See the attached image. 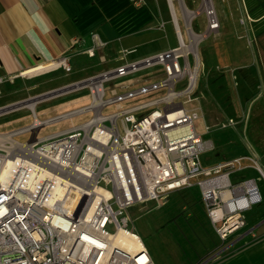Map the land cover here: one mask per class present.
I'll return each mask as SVG.
<instances>
[{"label": "built area", "instance_id": "2783aa9c", "mask_svg": "<svg viewBox=\"0 0 264 264\" xmlns=\"http://www.w3.org/2000/svg\"><path fill=\"white\" fill-rule=\"evenodd\" d=\"M208 1L203 5L205 29L197 33L200 39L219 27L212 0ZM177 39V45L163 52L125 61L34 98L86 87L90 102L85 106L41 119L33 111L35 101L29 107L30 124L0 132V264H153L142 240L130 229L127 210L192 186H198L219 239L226 240L244 226L245 211L260 202L261 195L253 177L239 174L253 169L264 179L260 156L250 151L213 164L201 162L200 155L211 142L197 129L198 108L184 105L192 100L190 72L198 69L199 59L189 32L186 40L181 33ZM104 44L93 33L85 52L92 57ZM133 50L123 49L122 54ZM154 64L163 66L164 79L121 93L111 88L105 97L107 80ZM47 67L70 70L64 55ZM184 76L185 86L175 90ZM14 77L0 76V84ZM160 86H167L161 97L121 106L122 100ZM182 95L186 98L178 100ZM160 102L162 108L135 114ZM109 105L114 110L103 113ZM84 112L91 115L79 124L37 135L43 125ZM231 123L227 119L226 124ZM26 132L30 133L26 140L14 138Z\"/></svg>", "mask_w": 264, "mask_h": 264}, {"label": "rangeland", "instance_id": "374dc122", "mask_svg": "<svg viewBox=\"0 0 264 264\" xmlns=\"http://www.w3.org/2000/svg\"><path fill=\"white\" fill-rule=\"evenodd\" d=\"M202 2V0H171L172 10L179 26L178 30L185 40L188 38L187 28L196 33L203 32L205 29L206 15ZM128 3L131 4L129 1ZM212 3L217 18L221 19L224 10L223 3L221 0H212ZM145 5L144 8L134 7L136 21H142L143 24H138L133 31L134 34L145 33L142 35L145 36L148 33L150 36L146 39L138 37L132 42V44L136 43L132 53H124V55L119 44L114 42V65L163 52L178 44L177 30L174 26L172 11H170L168 1L147 0ZM186 11L193 12V15L189 17ZM213 34L210 32L196 44L199 65L190 93L192 100L184 104L186 107L196 106L198 108L201 116L197 125L199 131H202V124L211 127V130L204 133L203 137L210 138L215 149H208L201 153L200 159L203 164H211L218 158H225L234 153H244L248 149L253 150L248 148V145L246 146L247 150L242 146V144L246 145L242 132L251 104H239L237 97L233 98V90L230 91L222 83V77H220L222 76V70L218 71L215 69L214 62L207 57L210 52L217 50L219 43L220 35L218 37ZM96 57L89 59L86 63L76 59V63L66 75H62L64 71L61 67L41 65L37 68L39 73L35 75L17 76L13 81H5L3 86L7 92L1 100L8 99V94H11V98L7 104L5 103L6 105L0 106V131L12 130L28 124L32 120L33 113L29 106L25 105V102L31 101L30 95L47 89L50 85L55 86L56 83L82 79L112 64L108 60L105 63L99 62ZM189 61L193 62L192 55H190ZM211 70L218 71V74H215L217 84L215 89L211 82L213 73L210 72ZM53 77L54 81L49 84L50 78ZM164 78L163 66L154 64L126 76L107 80L104 83L105 97L110 95V88H114L116 93H121L155 83ZM38 81H40L39 84L34 85ZM186 82L187 77L184 76L175 83L174 89L179 90L185 86ZM166 91L167 86H160L128 97L120 103L122 107L139 104L161 97ZM185 98L186 96L182 95L178 100L182 101ZM32 101L35 102L36 99ZM89 102L90 94L88 89L81 87L62 95L52 94L46 99L35 103L33 111L38 118H46L86 105ZM162 107L163 103L160 102L157 105L142 108L136 111L135 114L139 115L151 109ZM111 110H113V105L107 106L102 112L108 113ZM90 115L91 112L79 113L43 125L37 131V135H44L79 124ZM226 117H231L228 118L232 119L230 125H223L227 122ZM118 126L120 132H122V126L119 122ZM29 135L30 133L27 132L20 133L14 135V138L24 141ZM263 151L257 152L263 153ZM239 175L244 178L253 177L255 179L262 199L259 203H255V205L253 204L247 209L245 214L251 215L256 210L264 214V179L253 169L242 171ZM127 212L132 221L130 229L140 237L155 264H188L190 261L196 260L199 255L205 253L204 245H207V241L212 236L213 226L209 223L210 221L207 222L198 186L173 190L161 196L155 202L147 201L133 204L128 208Z\"/></svg>", "mask_w": 264, "mask_h": 264}, {"label": "crops", "instance_id": "0c3cea01", "mask_svg": "<svg viewBox=\"0 0 264 264\" xmlns=\"http://www.w3.org/2000/svg\"><path fill=\"white\" fill-rule=\"evenodd\" d=\"M221 2L223 15L218 19L217 32L213 34L220 35L219 43L217 50L210 52L207 57L214 62L215 69L222 70V83L230 91L233 90V98L237 97L239 104H251L242 132L246 145L242 146L247 150L248 145L253 150L218 158L213 163L250 151L260 157L264 154V151L258 153L264 150L261 149L264 148V0ZM146 3L147 0L140 3L133 0H0V76L7 78L15 75L16 78L35 75L39 73V66L63 55L68 60L70 70L66 72L62 69V75L71 71L76 59L86 63L96 56L99 62L108 60L112 64L89 75L113 68L123 63L114 65V42L119 44L121 50H129L135 48L136 43L132 42L138 37L146 39L150 36L148 33L145 36H142L145 33L134 34L133 31L138 24H143L142 21H136L134 7L144 8ZM93 33L105 44L90 57L85 51L92 44ZM218 71H210L213 72L211 82L214 89L217 87L215 74ZM54 77L50 78L49 84L54 81ZM5 81L0 84V106L6 105L11 98V94L7 93L9 98L1 100L7 92L3 86ZM71 82L74 81L50 85L30 95V99L35 100L37 95L59 90ZM38 101L41 100L35 103ZM203 125L206 124L201 125L202 135L211 130L210 126L207 131L203 130ZM7 131L10 130L0 132ZM206 139L211 142L210 149H215L212 140ZM245 216L244 226L224 241L212 229L211 239L204 245L205 253L188 264H264V214L256 210Z\"/></svg>", "mask_w": 264, "mask_h": 264}, {"label": "bare ground", "instance_id": "6f19581e", "mask_svg": "<svg viewBox=\"0 0 264 264\" xmlns=\"http://www.w3.org/2000/svg\"><path fill=\"white\" fill-rule=\"evenodd\" d=\"M168 1V3H169V7H170V11H172V4H171V0H167ZM205 1V2H204ZM203 2H202V4L204 5L205 3L206 4H209V2L210 1H208V0H204ZM186 13H187V15L190 17V16H192L193 15V12H191V11H186ZM173 22H174V26L176 27V30H177V34L180 36V31L178 30V28H179V26H178V23H177V20H176V18L175 17H173ZM187 23H188V21H187ZM187 30H188V32H189V37H190V39H191V45H192V49H193V51H195L196 52V44H197V41L200 39V35L199 34H197L196 32H194V31H192V30H190V28H187ZM196 54H197V52H196ZM197 57V60H198V55L196 56ZM47 64H49V63H46V64H44V65H47ZM44 65H42V66H44ZM32 70H33V68H32ZM30 71V70H29ZM190 74H192V81H191V86H193L194 85V80H195V77H196V74H197V68L196 69H194L192 72H190ZM26 104L25 105H27V106H29V107H32L33 106V104H34V101H28V102H25ZM3 138H5L4 136H2ZM131 242V241H130Z\"/></svg>", "mask_w": 264, "mask_h": 264}, {"label": "water", "instance_id": "95a60500", "mask_svg": "<svg viewBox=\"0 0 264 264\" xmlns=\"http://www.w3.org/2000/svg\"><path fill=\"white\" fill-rule=\"evenodd\" d=\"M172 16L175 17L173 10H172ZM37 129L38 128H35V129L32 130L33 131V134H32L31 139H34V136H35V133H36ZM260 159H261L262 167H263V170H264V154L260 157Z\"/></svg>", "mask_w": 264, "mask_h": 264}]
</instances>
